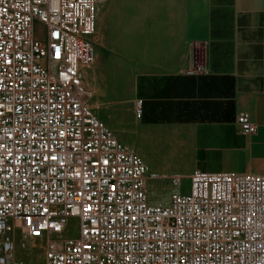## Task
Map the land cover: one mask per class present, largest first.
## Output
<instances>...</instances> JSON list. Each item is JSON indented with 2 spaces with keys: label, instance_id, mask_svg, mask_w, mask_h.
I'll return each instance as SVG.
<instances>
[{
  "label": "built area",
  "instance_id": "1",
  "mask_svg": "<svg viewBox=\"0 0 264 264\" xmlns=\"http://www.w3.org/2000/svg\"><path fill=\"white\" fill-rule=\"evenodd\" d=\"M106 1L0 0V264H264V175L150 172L88 107ZM161 179L168 201L151 204ZM31 241L40 262L17 258Z\"/></svg>",
  "mask_w": 264,
  "mask_h": 264
},
{
  "label": "crops",
  "instance_id": "2",
  "mask_svg": "<svg viewBox=\"0 0 264 264\" xmlns=\"http://www.w3.org/2000/svg\"><path fill=\"white\" fill-rule=\"evenodd\" d=\"M96 30L111 53L102 68L128 74L121 83L112 74L107 100L114 117L125 108L127 130L108 116L103 123L120 138L134 133L142 160L173 166L156 173L264 175V0H107ZM196 65L207 73H185ZM240 112L254 135L241 133Z\"/></svg>",
  "mask_w": 264,
  "mask_h": 264
},
{
  "label": "rangeland",
  "instance_id": "3",
  "mask_svg": "<svg viewBox=\"0 0 264 264\" xmlns=\"http://www.w3.org/2000/svg\"><path fill=\"white\" fill-rule=\"evenodd\" d=\"M92 43L95 50V64L83 71V84L86 89L90 92L91 98L88 101V107L93 111V113L104 122V116H108L111 118L112 124L120 125V127H126L127 118L125 117L127 111L122 105L116 107V111L119 114L118 117H114L112 114V108L109 106L108 99L112 95V91L109 88L110 83L112 81V74L115 72L117 77V81L125 82L128 81V74L126 69H118V68H102L103 64L106 62V59L109 58L107 54L103 52V43L101 40V35L98 30L95 31V34L92 38ZM108 103V104H107ZM135 115L132 116V121H134ZM106 124V123H105ZM107 127L111 130L113 135L117 138V140L123 144L126 148L134 150V137L131 131H127L123 138L117 134V131L112 130V127L109 124H106ZM127 130V127L125 128ZM140 157V156H139ZM141 158V157H140ZM142 159V158H141ZM151 160V159H149ZM145 165L148 167L150 172H157L158 169L164 166L166 168L165 173L171 174L172 165L170 164H158L154 162H146L143 160ZM146 189L148 195V201L151 204H165L167 201L168 195L171 191V187L167 179H161L156 181H147ZM188 190V182L185 181L183 183V191L187 192ZM159 201H164L159 203ZM25 247L26 249H22ZM33 245H35L34 249ZM21 246V247H20ZM32 250V251H31ZM30 254H29V253ZM16 254L17 258L26 262H40L42 259V250H41V242L40 241H31L28 244L17 242L16 245Z\"/></svg>",
  "mask_w": 264,
  "mask_h": 264
},
{
  "label": "water",
  "instance_id": "4",
  "mask_svg": "<svg viewBox=\"0 0 264 264\" xmlns=\"http://www.w3.org/2000/svg\"><path fill=\"white\" fill-rule=\"evenodd\" d=\"M198 156H201V153H198Z\"/></svg>",
  "mask_w": 264,
  "mask_h": 264
},
{
  "label": "bare ground",
  "instance_id": "5",
  "mask_svg": "<svg viewBox=\"0 0 264 264\" xmlns=\"http://www.w3.org/2000/svg\"><path fill=\"white\" fill-rule=\"evenodd\" d=\"M21 226H22V224H21Z\"/></svg>",
  "mask_w": 264,
  "mask_h": 264
}]
</instances>
